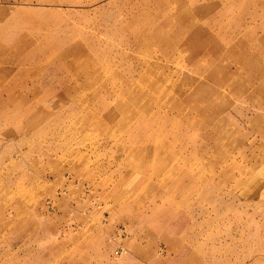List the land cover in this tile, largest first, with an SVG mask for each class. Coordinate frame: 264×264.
<instances>
[{
    "label": "rangeland",
    "instance_id": "rangeland-1",
    "mask_svg": "<svg viewBox=\"0 0 264 264\" xmlns=\"http://www.w3.org/2000/svg\"><path fill=\"white\" fill-rule=\"evenodd\" d=\"M0 264H264V0H0Z\"/></svg>",
    "mask_w": 264,
    "mask_h": 264
}]
</instances>
